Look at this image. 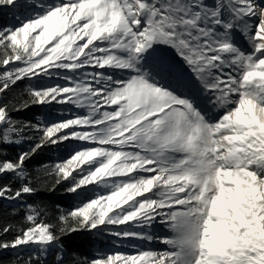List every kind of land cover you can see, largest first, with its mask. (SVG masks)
Returning a JSON list of instances; mask_svg holds the SVG:
<instances>
[{
	"label": "snow or ice",
	"instance_id": "1",
	"mask_svg": "<svg viewBox=\"0 0 264 264\" xmlns=\"http://www.w3.org/2000/svg\"><path fill=\"white\" fill-rule=\"evenodd\" d=\"M8 12L19 23L0 26V202L25 208L23 225L0 222L12 264H66L63 238L81 231L165 249L73 264H264V0H0ZM168 50L186 70L165 55L149 65ZM24 80L28 98L5 99ZM52 104L85 114L12 116ZM69 141L50 174L84 199L49 223L24 203L37 191L26 162Z\"/></svg>",
	"mask_w": 264,
	"mask_h": 264
},
{
	"label": "trees",
	"instance_id": "2",
	"mask_svg": "<svg viewBox=\"0 0 264 264\" xmlns=\"http://www.w3.org/2000/svg\"><path fill=\"white\" fill-rule=\"evenodd\" d=\"M2 24L6 26V21L1 19ZM28 80L18 82L5 97L9 102L16 100H24L28 98L27 89L34 87ZM49 114H52L50 112ZM45 115L44 109L41 106H30L28 108H21L19 111H14L12 116L15 120L20 122L37 123L40 118ZM28 141L25 148L13 146L8 148V154L15 157L21 150H27L31 145ZM64 146L59 150H49L45 148L38 151L26 162V170L32 179L33 185L37 191L35 195L26 197L24 203H33L41 205L47 210V216L44 219L49 223H57L61 212H68L72 210L81 200L82 197H77L66 191L67 182L60 185L55 184V176L50 174V169L58 163L57 157H64L61 153ZM13 205L6 202H0V222H10L17 227L24 224L23 214L25 211L24 204L16 206L17 214L12 215ZM66 249V264H73L74 261L83 262L90 259L92 256L98 254L103 250L105 243L100 241L98 235L93 232H77L71 236L63 238ZM21 255L27 258L28 252L22 251ZM16 258L15 252H0V264H12Z\"/></svg>",
	"mask_w": 264,
	"mask_h": 264
},
{
	"label": "rangeland",
	"instance_id": "3",
	"mask_svg": "<svg viewBox=\"0 0 264 264\" xmlns=\"http://www.w3.org/2000/svg\"><path fill=\"white\" fill-rule=\"evenodd\" d=\"M258 2H259V0H258ZM1 19L2 20L4 19L6 21V26H8V27H11L14 24L19 23V20L10 12L0 13V26H4L2 24ZM245 43H246V41H245ZM159 47H164V46H159ZM160 55L167 56L172 61V63L177 67L178 70H181V71L186 70V66H184L182 64V61L180 60V58L178 56H176V54L171 50H168L165 52H159L158 51L157 53H154L152 56H149L148 57L149 65H151L154 62V60ZM0 71H2V69H0ZM188 75H190V73H188ZM56 82L57 81L54 78L52 81H50V83H56ZM31 83L34 84V82H31ZM59 83H65V82L59 81ZM188 91H189L190 96L195 97L196 102L199 103L201 105V107L206 106V98H205L202 90H200L198 87L193 85ZM41 107L44 109L45 115L40 118V121L45 119L49 115L50 112H52L51 116H53V117L71 116L72 114H80V115L85 114L84 109H77L71 105L52 104V105H46V106H41ZM27 143H28V141L24 142L22 145H19L17 147L25 148ZM65 143L69 145V149H66L65 147L63 148L61 153H63L62 155L64 157L63 158L61 156L57 157L59 162L67 157L68 151L71 149L72 146H75V145L79 144L80 142L69 141V142H65ZM89 187L94 188L95 185H89ZM98 191H104V190L98 189ZM72 195H74V197L76 196L75 194H72ZM83 199H84V197H82V200ZM81 201L78 204H80ZM7 204H9V203H7ZM155 231L158 235H162L165 233L166 230L163 229L162 227L158 226L155 229ZM93 233L98 235L100 238V241L106 244L103 247V250L99 253H108V252H116V251L124 252V253H134L135 252V248H133L131 246H126V245H137V246H143V247H151L156 251H162L165 249V245L159 243L158 241H153V243L151 245H149L147 242H141L138 240L119 241V240H116V238L109 236L106 232H93ZM23 251H27V250H23Z\"/></svg>",
	"mask_w": 264,
	"mask_h": 264
}]
</instances>
